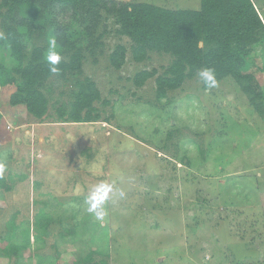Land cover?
<instances>
[{"label": "rangeland", "instance_id": "obj_1", "mask_svg": "<svg viewBox=\"0 0 264 264\" xmlns=\"http://www.w3.org/2000/svg\"><path fill=\"white\" fill-rule=\"evenodd\" d=\"M111 1L199 6V0ZM252 1L264 24V0ZM43 14L33 21L34 46L44 48L49 62L67 61L47 28L72 32L80 24L66 11ZM102 15L98 43L83 52L81 76L45 83L41 119L10 106L13 91L5 94L0 85L6 137L0 141V251L20 248L15 256L0 254V264H87L89 256L92 264H264V113L229 78L203 88L201 73L158 100L155 79L172 58L151 52L136 63L131 41L117 33L112 16ZM6 23L0 17V37ZM74 41L86 46L82 37ZM117 45L126 50L120 69L109 62ZM1 66L13 68L5 46L0 76ZM243 66L264 104V44L251 47ZM141 71L154 76L137 87ZM84 78L99 92L93 104L99 119H61ZM41 210L50 218L41 220ZM35 221L48 228L31 240Z\"/></svg>", "mask_w": 264, "mask_h": 264}, {"label": "trees", "instance_id": "obj_2", "mask_svg": "<svg viewBox=\"0 0 264 264\" xmlns=\"http://www.w3.org/2000/svg\"><path fill=\"white\" fill-rule=\"evenodd\" d=\"M1 8L6 9L0 16L2 23H7L0 46L8 49L13 68L8 71L1 66L0 85L5 94L13 91L8 95L10 106L25 108L37 120L47 111V98L41 91L48 79L81 76L83 52L92 51L98 43L103 13L112 16L118 27L117 33L131 41L130 53L136 63L147 60L151 52L172 58L164 75L155 79L158 100L201 73L203 88L229 78L253 110L259 115L264 113L263 93L253 83L254 77L243 72L244 57L251 47L264 44V24L252 0H199L196 9L178 10L111 0H2ZM46 10L69 12L72 20L80 24L81 28L72 32H67L64 27L47 28L53 45L67 56V61L49 62L43 55L44 48L34 46L32 28L36 24L33 21L43 18ZM41 34L38 32L37 37ZM77 37L86 40L84 48L75 44ZM124 52V46L117 45L109 55L113 68H121ZM153 76V72L148 71L137 73L135 86L142 87ZM94 86L88 78L77 81L70 110L67 114L60 111L59 117L76 124L99 119L93 104L100 97ZM4 140L6 137L0 133V141ZM38 215L41 220L50 218L44 210ZM34 225L37 233L31 240L41 238L48 228L47 223L39 224L38 221ZM19 249L8 246L0 254L15 256ZM86 260L87 264H92L90 256Z\"/></svg>", "mask_w": 264, "mask_h": 264}]
</instances>
